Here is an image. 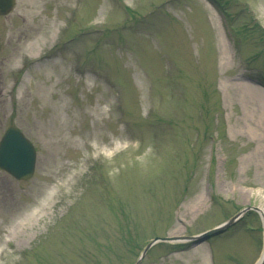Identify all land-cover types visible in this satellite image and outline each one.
I'll return each mask as SVG.
<instances>
[{"label":"rangeland","instance_id":"374dc122","mask_svg":"<svg viewBox=\"0 0 264 264\" xmlns=\"http://www.w3.org/2000/svg\"><path fill=\"white\" fill-rule=\"evenodd\" d=\"M220 1L238 37L208 0H16L0 14V137L16 125L37 149L31 178L0 168V264H133L155 236L264 215V105L245 88L264 90V0ZM263 251L251 210L141 264Z\"/></svg>","mask_w":264,"mask_h":264},{"label":"water","instance_id":"95a60500","mask_svg":"<svg viewBox=\"0 0 264 264\" xmlns=\"http://www.w3.org/2000/svg\"><path fill=\"white\" fill-rule=\"evenodd\" d=\"M15 5V0H0V14L9 13ZM36 166V149L33 143L25 136V134L16 126H10L4 133L0 140V167L14 175L19 179L30 178ZM249 208L246 207L240 210L236 215L228 219L227 221L207 230L199 235L187 236V237H156L150 242L144 249L139 260L135 264H139L145 256L147 250L159 239L162 240H179V239H195L203 241L210 235H214L224 231L232 223L238 220L241 215ZM259 209L258 207H254ZM257 264H264V254Z\"/></svg>","mask_w":264,"mask_h":264},{"label":"bare ground","instance_id":"6f19581e","mask_svg":"<svg viewBox=\"0 0 264 264\" xmlns=\"http://www.w3.org/2000/svg\"><path fill=\"white\" fill-rule=\"evenodd\" d=\"M226 52H227V49H226ZM246 84L247 86L245 88L249 89L248 93L252 96V98L257 103H260L263 106L264 105V90H262L260 87H257L255 85H252L249 83H246Z\"/></svg>","mask_w":264,"mask_h":264}]
</instances>
